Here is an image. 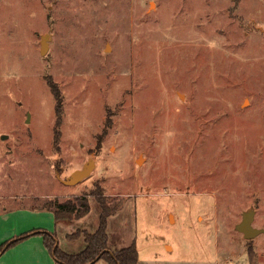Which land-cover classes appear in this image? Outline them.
<instances>
[{
	"label": "rangeland",
	"instance_id": "374dc122",
	"mask_svg": "<svg viewBox=\"0 0 264 264\" xmlns=\"http://www.w3.org/2000/svg\"><path fill=\"white\" fill-rule=\"evenodd\" d=\"M99 190L143 256L223 261L250 209L264 229V0H0V240L50 201L97 218Z\"/></svg>",
	"mask_w": 264,
	"mask_h": 264
},
{
	"label": "crops",
	"instance_id": "0c3cea01",
	"mask_svg": "<svg viewBox=\"0 0 264 264\" xmlns=\"http://www.w3.org/2000/svg\"><path fill=\"white\" fill-rule=\"evenodd\" d=\"M10 199V198H8ZM11 200V199H10ZM13 203L4 206L0 210V217L5 221L10 219V216L16 213ZM40 211L48 212L49 223L44 229L50 233H54L57 236L58 245L68 253H77L83 250L86 246L85 238L80 237L78 239L72 240L68 238V234H71L79 227H83L90 232H95L99 227L100 214L97 218L91 217L92 204L90 212L77 220L70 221L71 224L66 225L71 227L69 230H63V226L66 222L62 219L57 220L52 210H49L46 205L39 207ZM124 207L119 208L116 213L111 215L108 219V245L110 250L116 251L131 245H135L138 252V264H264V251L258 248L261 240L258 238L246 239L244 234H242V239H240V245L238 250L231 252L228 256L224 257V260H220L218 256L216 244V254L213 257L203 258L201 260H188L185 258L173 257L172 254L175 251V247L165 241V249L167 255L156 254L155 256L142 255L140 250V243L138 240L137 229L133 223L126 222V217H120ZM122 216V215H121ZM175 219L176 215L174 214ZM118 220V221H117ZM53 221V222H52ZM113 221H116L117 226L113 225ZM176 222V221H175ZM174 222V223H175ZM8 234V230L5 229ZM33 236V235H32ZM259 236V235H258ZM12 236H5L0 240V245L14 238ZM257 237V236H256ZM249 242V243H248ZM219 251V250H218ZM0 264H60L57 263L54 255L46 246L44 236L42 234H34L33 237L25 238L0 253ZM94 264H108L104 259H100Z\"/></svg>",
	"mask_w": 264,
	"mask_h": 264
},
{
	"label": "trees",
	"instance_id": "16d2710c",
	"mask_svg": "<svg viewBox=\"0 0 264 264\" xmlns=\"http://www.w3.org/2000/svg\"><path fill=\"white\" fill-rule=\"evenodd\" d=\"M51 86L52 92L54 93L57 101H59L60 97L58 88L54 87L52 84ZM57 112L60 117L62 112L61 104L57 105ZM94 195L96 196V200L99 202L101 207L99 227L95 232L77 231L68 235L69 239L74 240L80 238L82 233L84 234L86 246L80 252L68 253L58 245L56 234L50 233L44 229H33L16 239H12L0 245V253L9 246L24 240L25 238H28L34 234H42L44 236L46 246L54 255L56 262L60 264H94L100 259L106 260L108 264H138V252L134 244L120 250H110L108 245L109 236L107 231L108 219L111 215L116 213V211L119 209V206L110 207L106 201V197L100 190ZM46 207L53 211L57 220L64 218L80 219L86 216L91 209L87 197L80 196H76L74 199H68L63 202L58 200L50 201L47 203Z\"/></svg>",
	"mask_w": 264,
	"mask_h": 264
},
{
	"label": "water",
	"instance_id": "95a60500",
	"mask_svg": "<svg viewBox=\"0 0 264 264\" xmlns=\"http://www.w3.org/2000/svg\"><path fill=\"white\" fill-rule=\"evenodd\" d=\"M49 37L50 34L48 33L42 36L41 49H40L42 55H45L48 52ZM3 138L5 139L6 136H4ZM95 164H96L95 159L90 158L83 165L81 169H77L73 171V173L66 180H64V183L68 185H75L82 182L91 175L95 167ZM254 219H255V210L250 209L248 211L243 212L242 220L236 225V229L242 232L246 239L255 238L256 236L264 232L263 228H258L253 225Z\"/></svg>",
	"mask_w": 264,
	"mask_h": 264
}]
</instances>
